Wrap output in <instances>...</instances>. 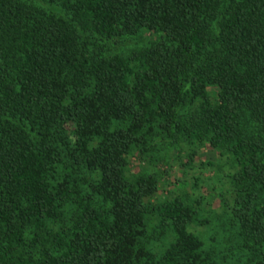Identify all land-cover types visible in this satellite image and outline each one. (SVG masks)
<instances>
[{"label": "trees", "instance_id": "16d2710c", "mask_svg": "<svg viewBox=\"0 0 264 264\" xmlns=\"http://www.w3.org/2000/svg\"><path fill=\"white\" fill-rule=\"evenodd\" d=\"M0 264H264V0H0Z\"/></svg>", "mask_w": 264, "mask_h": 264}, {"label": "rangeland", "instance_id": "374dc122", "mask_svg": "<svg viewBox=\"0 0 264 264\" xmlns=\"http://www.w3.org/2000/svg\"><path fill=\"white\" fill-rule=\"evenodd\" d=\"M220 157L211 150L209 147L200 149L195 163H199L200 160H212L213 162H219ZM187 159L182 155L181 159H175L169 167H160L166 170L165 176L160 182L159 194L168 196L178 195L183 192L192 193L194 196H203L202 206L204 209L203 214H210L211 210H217L218 202L217 196L220 192L226 194V185L223 184L220 178L216 176V167H203L195 169H187L182 163H186ZM223 162V160H221ZM173 165V166H172ZM185 167V168H183ZM184 172V174L182 173ZM198 177L197 186H193L194 178Z\"/></svg>", "mask_w": 264, "mask_h": 264}]
</instances>
